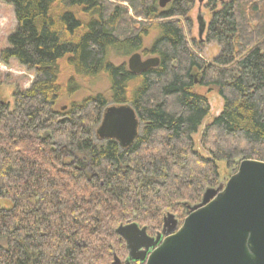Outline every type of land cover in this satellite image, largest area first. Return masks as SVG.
Listing matches in <instances>:
<instances>
[{
	"label": "trees",
	"instance_id": "16d2710c",
	"mask_svg": "<svg viewBox=\"0 0 264 264\" xmlns=\"http://www.w3.org/2000/svg\"><path fill=\"white\" fill-rule=\"evenodd\" d=\"M194 1L0 0L16 21L2 60L35 72L13 111H0V264H111L126 255L118 226L157 233L166 212L187 215L240 162L264 163V0H208L205 41L221 48L210 64L187 40ZM141 50L159 64L139 75L110 59ZM101 75L109 101L58 110L77 78ZM197 87L223 101L200 137L207 156L193 141L210 111ZM109 103L136 113L129 148L94 141Z\"/></svg>",
	"mask_w": 264,
	"mask_h": 264
},
{
	"label": "water",
	"instance_id": "95a60500",
	"mask_svg": "<svg viewBox=\"0 0 264 264\" xmlns=\"http://www.w3.org/2000/svg\"><path fill=\"white\" fill-rule=\"evenodd\" d=\"M205 0H195L199 6ZM173 0H158L164 10ZM198 38L207 25L197 18ZM157 58L142 61L139 54L127 61L128 71L139 75L156 68ZM196 84V83H195ZM140 123L129 105L105 110L96 129L101 142L115 141L129 148L138 136ZM182 225L168 214L162 233L149 238L145 228L135 223L120 226L118 235L126 244V264H264V163L245 160L215 189L206 190L200 203L186 207ZM167 230V233L165 232Z\"/></svg>",
	"mask_w": 264,
	"mask_h": 264
},
{
	"label": "rangeland",
	"instance_id": "374dc122",
	"mask_svg": "<svg viewBox=\"0 0 264 264\" xmlns=\"http://www.w3.org/2000/svg\"><path fill=\"white\" fill-rule=\"evenodd\" d=\"M199 16L202 17L203 21L206 23L208 27L212 18V11L208 7V0H205L201 6H199L197 2L194 1V5L191 11L187 15V20L189 23H188V28L186 29V35H187V40L191 42L194 46L193 51L207 64H210V62L212 63L213 60L219 56L221 48L219 45L215 43H206L205 41L206 33L202 36V40H199L198 22H197V18ZM15 26H16V21L12 7L4 4L3 2H0V87L6 91L4 92L2 90L0 92L1 97L3 98L5 97V95H7L8 91L14 93L18 90L20 92L28 90L33 80L35 79V72L33 70L26 69L25 67L19 65L15 60L12 59L6 62L2 60V52L5 49H7L8 37L14 32ZM157 36H158V31L156 29L151 30L147 35V37L144 39V47L150 48L153 42L156 40ZM134 54H139L141 56L142 61L155 58L153 56L144 55L143 51L141 50L138 52H133L127 57L123 56L124 54L121 52L111 51L110 59L112 63L115 65H119L123 63L127 65L128 59ZM69 75H71V72L68 70L66 74L62 75V79L66 80L69 77ZM77 84L79 86L78 91H76L75 94L64 98V100L59 103V106L57 107L58 110L60 109L62 111H65L72 102H79L85 98L94 97L97 95L103 96V98L108 101L110 99L109 88L111 84L107 76L101 75L94 79L77 78ZM196 92L206 97L210 111L208 117L203 121L202 125L198 129L197 134L193 136V141L196 150L201 155L207 156L206 152L200 146V137L205 127L213 120V118L218 117L221 114L223 109V101L218 96L217 92L214 89L208 90L205 88L197 87ZM111 106H118V105L109 103L106 109ZM94 141L96 143H99L100 140L96 136L94 138ZM228 178L229 177L226 176V178L224 179H228ZM224 179H222V181ZM168 214L174 216V218L178 221L177 229L182 225L184 219L187 216L186 214H184V212L179 214L171 211L166 212L162 218V225L158 229L157 233H160L162 231L163 219ZM120 226H124V225H120ZM139 228H141V226H139ZM148 233L150 232L148 231ZM157 233H153L152 231L151 235H155ZM118 256L120 257V259L123 260L124 255H122L123 258L120 255Z\"/></svg>",
	"mask_w": 264,
	"mask_h": 264
},
{
	"label": "flooded vegetation",
	"instance_id": "af4514ba",
	"mask_svg": "<svg viewBox=\"0 0 264 264\" xmlns=\"http://www.w3.org/2000/svg\"><path fill=\"white\" fill-rule=\"evenodd\" d=\"M4 91L6 92L3 88L0 87V92L1 91ZM20 91H16V92H9L7 93V95H5V97H1V94H0V111H3L5 109L9 110V112L13 111V107H14V103H15V96L19 93ZM8 97V98H7ZM128 224H131V223H128ZM126 224V225H128ZM124 225V226H126ZM120 227V226H119ZM146 229V228H145ZM116 231V230H115ZM167 233V230L165 231ZM116 233V232H115ZM162 233V231L160 233H157L155 235H151V233H148L147 229H146V234L149 238H152V239H156V237L158 235H160ZM118 236V235H117ZM118 238L124 243L125 245V249H126V255L124 256H121L123 258L120 259V257L118 256L117 253L113 252L112 254V261H111V264H126V262L128 261L129 259V251L127 250V247H126V244L125 242L118 236ZM129 264H140L139 262H132L130 261Z\"/></svg>",
	"mask_w": 264,
	"mask_h": 264
},
{
	"label": "bare ground",
	"instance_id": "6f19581e",
	"mask_svg": "<svg viewBox=\"0 0 264 264\" xmlns=\"http://www.w3.org/2000/svg\"><path fill=\"white\" fill-rule=\"evenodd\" d=\"M211 63V62H210Z\"/></svg>",
	"mask_w": 264,
	"mask_h": 264
}]
</instances>
